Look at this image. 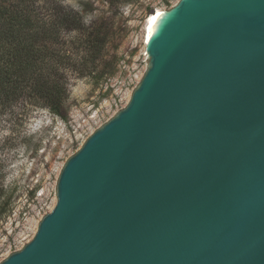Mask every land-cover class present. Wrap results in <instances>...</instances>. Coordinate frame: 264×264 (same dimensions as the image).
<instances>
[{
    "label": "water",
    "instance_id": "obj_1",
    "mask_svg": "<svg viewBox=\"0 0 264 264\" xmlns=\"http://www.w3.org/2000/svg\"><path fill=\"white\" fill-rule=\"evenodd\" d=\"M55 201L0 264H264V0L163 10L129 103Z\"/></svg>",
    "mask_w": 264,
    "mask_h": 264
},
{
    "label": "rangeland",
    "instance_id": "obj_2",
    "mask_svg": "<svg viewBox=\"0 0 264 264\" xmlns=\"http://www.w3.org/2000/svg\"><path fill=\"white\" fill-rule=\"evenodd\" d=\"M179 0H128L112 6L106 0H65L79 9L86 23L110 20L114 35L111 53L115 72L98 85L89 78L71 80L66 120L46 109L26 120L22 138L0 149L7 156L0 189L5 190L6 212L0 214V262L24 247L36 234L42 218L55 206L60 173L98 128L127 106L145 74L144 26L156 9L169 10ZM0 123V136L6 129ZM1 213V212H0Z\"/></svg>",
    "mask_w": 264,
    "mask_h": 264
},
{
    "label": "trees",
    "instance_id": "obj_3",
    "mask_svg": "<svg viewBox=\"0 0 264 264\" xmlns=\"http://www.w3.org/2000/svg\"><path fill=\"white\" fill-rule=\"evenodd\" d=\"M65 0H0V149L22 136L19 126L35 110L64 120L71 80L98 85L115 72L111 21L88 24ZM112 6L128 0H106ZM24 138L20 140H25ZM7 156L0 154V174ZM0 189V214L9 202Z\"/></svg>",
    "mask_w": 264,
    "mask_h": 264
},
{
    "label": "bare ground",
    "instance_id": "obj_4",
    "mask_svg": "<svg viewBox=\"0 0 264 264\" xmlns=\"http://www.w3.org/2000/svg\"><path fill=\"white\" fill-rule=\"evenodd\" d=\"M163 14L162 9H156L151 15L148 16L145 26H144V42L145 44L151 38L153 32L155 31L156 25Z\"/></svg>",
    "mask_w": 264,
    "mask_h": 264
}]
</instances>
